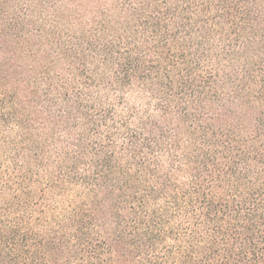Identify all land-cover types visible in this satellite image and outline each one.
<instances>
[{
	"label": "trees",
	"instance_id": "obj_1",
	"mask_svg": "<svg viewBox=\"0 0 264 264\" xmlns=\"http://www.w3.org/2000/svg\"><path fill=\"white\" fill-rule=\"evenodd\" d=\"M0 264H264V0H0Z\"/></svg>",
	"mask_w": 264,
	"mask_h": 264
}]
</instances>
